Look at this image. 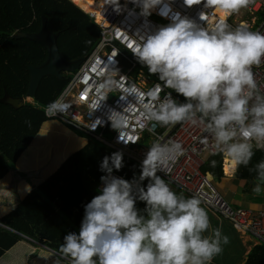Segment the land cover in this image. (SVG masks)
Masks as SVG:
<instances>
[{
    "label": "clouds",
    "instance_id": "9594fccd",
    "mask_svg": "<svg viewBox=\"0 0 264 264\" xmlns=\"http://www.w3.org/2000/svg\"><path fill=\"white\" fill-rule=\"evenodd\" d=\"M130 2L129 13L143 17L131 52L162 82L149 93L147 119L162 126L182 122L200 126L212 137L213 152L230 159L234 171L248 166L255 150L264 151V91L252 70L264 62V33L243 23L232 27L227 18L251 0H203L205 7L219 13L218 22L210 26H201L197 18L175 9V0ZM111 5L121 11L120 0H112ZM154 12L167 23L153 24L148 17ZM73 72H69L71 77ZM114 84L109 78L98 87L107 90ZM162 88L171 90L163 98L159 95ZM67 108L53 101L46 115L56 116ZM121 123L111 126L116 129ZM118 140L134 143L123 140L121 134ZM183 151L176 141L153 143L138 165L139 172L127 179L114 174L125 166L123 152L104 155L98 166L102 173L98 190L83 204L78 230L63 235L59 258L52 264L63 260L68 264H211L229 237L211 227L198 196L174 191L157 174ZM248 170L255 173L252 191L260 194L264 191V159ZM24 189L30 191V185Z\"/></svg>",
    "mask_w": 264,
    "mask_h": 264
},
{
    "label": "trees",
    "instance_id": "16d2710c",
    "mask_svg": "<svg viewBox=\"0 0 264 264\" xmlns=\"http://www.w3.org/2000/svg\"><path fill=\"white\" fill-rule=\"evenodd\" d=\"M42 17L46 18L47 29L57 33V46L67 59L88 56L99 40L98 26L71 0H0V98L4 91L12 97L24 96L29 80L28 66L44 61L46 49L41 44L13 37L17 31H38ZM70 78V73H65L64 80L50 75L42 77L35 95L26 97L21 108L14 109L0 102V180L14 168L43 123L54 119L45 115V108ZM113 151L89 136L83 147L67 156L54 172L15 202L0 217V257L23 239L18 233L58 253L63 235L78 230L83 204L96 194L102 175L98 168L101 158ZM123 158L125 166L115 173L127 179L139 172V164L124 155ZM261 159L264 151L255 150L248 166L235 169L234 178L254 180L255 173L248 169ZM221 160V153L210 155L201 171L222 174ZM244 264H264V245H253Z\"/></svg>",
    "mask_w": 264,
    "mask_h": 264
},
{
    "label": "built area",
    "instance_id": "2783aa9c",
    "mask_svg": "<svg viewBox=\"0 0 264 264\" xmlns=\"http://www.w3.org/2000/svg\"><path fill=\"white\" fill-rule=\"evenodd\" d=\"M111 4L112 0H104L103 5L96 10L85 11L80 8L98 26L100 37L54 100L67 104V110L56 116H48L45 108V115L73 126L115 151L121 150L125 157L138 164L153 143L166 145L172 141L179 142L184 151L169 159L163 166L164 170L157 174L185 196H198L202 206L218 218L219 224L226 220L240 234L251 238L254 245H264V211L232 207L212 185L208 174L201 171L206 158H200V154H214L212 137L202 127L186 122L162 126L157 121L147 119L145 105L151 100L149 93L162 82L158 81L155 74H149L131 52L137 39L135 30L142 24L143 17L129 13L128 9L133 8L130 0H120L119 12ZM173 6L183 14L197 18L201 26L214 25L219 19V13L211 7H205L203 0L191 4L175 0ZM148 19L153 24L167 23L155 12ZM227 22L232 27L243 23L253 31L264 33V0H251L247 7L229 16ZM115 68L119 71H113ZM252 70L260 90L264 91V62L253 66ZM109 78L117 84L107 90L100 89L98 86ZM129 88L134 90L126 91ZM168 91L171 90L162 88L160 97L163 98ZM178 102H182V98ZM117 121L122 123L114 129L111 123ZM120 134L123 140L134 143L125 144L118 140ZM221 154L222 160L227 158ZM99 184L100 181L97 188Z\"/></svg>",
    "mask_w": 264,
    "mask_h": 264
},
{
    "label": "crops",
    "instance_id": "0c3cea01",
    "mask_svg": "<svg viewBox=\"0 0 264 264\" xmlns=\"http://www.w3.org/2000/svg\"><path fill=\"white\" fill-rule=\"evenodd\" d=\"M46 130L49 129V126H43ZM69 133L68 131L64 132V134L68 137V138H61V144H62V148L61 150L57 153H51L50 151H43V144L46 142L45 138H41V139H36L34 138L33 142L30 143V155L31 156H25L23 157L22 154L18 157L17 161L15 162L14 168L11 169L4 177V179L0 180V189L5 187L6 184L5 182L13 176L15 173H18L19 169H23L26 172H29V176L31 180H34V183L32 184L33 186H36L37 184H39L42 180V177L36 178L35 176H38L41 172V169L43 171L47 170L48 174L50 175L52 172H54L56 170V168L59 166L58 164H60L66 157H63V153H64V149L66 144H72L73 145V149L74 148H78L80 149L81 147L84 146V144L86 143L87 139L82 138V137H77L74 136L73 134H71V136L76 137V138H69ZM75 144V145H74ZM29 147V146H28ZM27 147V148H28ZM43 151L45 154V159L47 160H51L50 164H55L57 163V160L60 158V160L58 161V164L54 167H51V170H49L45 165H40L37 166L36 163L38 161L39 163V152ZM23 157V158H22ZM209 156H206V160ZM225 160L226 158H224V163H223V175L227 176V178L231 179L230 183V187L234 188V193L236 192L237 188L240 190L241 196L239 198V200L242 202V200L247 201L249 204L251 202H257L258 199H261L263 201V203L258 201L260 208H257L258 210H252L251 208H248L252 211L255 212H260V211H264V191H262L260 194H255L252 191V188L254 186L255 180L246 182L244 180H236L234 178V170L232 169L229 174H226L224 172V164H225ZM227 160H229L227 158ZM229 164V163H227ZM222 168V166H221ZM11 172V175H8ZM115 173V172H114ZM232 173V174H231ZM17 179L15 181V188L13 187V191L16 190V196H15V201H19L21 200L29 191H25L24 186L27 184L29 185L27 182L28 180H26L25 176L24 178H21V176L16 175ZM8 185V184H7ZM3 186V187H2ZM246 186H248V189H246ZM30 186V188H32ZM14 201L12 199H10L5 206V209L3 212L0 213V217L2 215H4L7 211L8 208H10V210L13 208L14 206ZM243 203V202H242ZM209 212V211H208ZM211 214V212H209ZM210 225H212L210 223ZM218 226L221 230V232L223 231V229L225 227H227V229L232 228L233 231H235L239 236H240V240L242 241L241 244L244 245L245 244V250L243 252L242 256V260L240 263L238 264H244V260L246 258L247 253L249 252V250L252 248V246L254 245V242L251 238H249L246 235H242L240 234L238 231H236L230 224H222V222L218 223ZM212 227V226H211ZM224 235L229 236H233L231 231L226 230L224 233ZM245 236V237H244ZM23 239L17 241L11 248H9L8 250H6L3 255L0 257V264H52L54 259H58V253L52 249H50L49 247H47L46 245L39 243L37 241H34L26 236H22ZM242 237V238H241ZM234 239V238H233ZM232 239V241H234ZM238 239V238H237ZM224 249V248H223ZM228 255L227 254V249H224L221 253H219L218 255H216L215 257H213L211 263L214 264V262L220 261L225 264L226 261L224 260V256ZM219 256V257H217ZM216 258V259H215ZM216 261V262H217ZM221 262H218L219 264H222ZM227 262H228V258H227ZM62 264H68V261L66 260V262L63 260Z\"/></svg>",
    "mask_w": 264,
    "mask_h": 264
},
{
    "label": "rangeland",
    "instance_id": "374dc122",
    "mask_svg": "<svg viewBox=\"0 0 264 264\" xmlns=\"http://www.w3.org/2000/svg\"><path fill=\"white\" fill-rule=\"evenodd\" d=\"M47 125L49 126L48 130H46L43 127V126H47ZM66 131L70 132L69 138H76V137L71 136V134H73L74 136H77V137L85 138V139L89 138V136L82 134L78 130H76L70 126H67L66 124H62L55 119H49L45 123H43L39 132L36 134V136L34 138H36V139L37 138L38 139L45 138L46 139V142L43 144V149H42L43 151H50L51 153H55V152L58 153L62 148L61 138H68L64 134V132H66ZM106 137L108 139L110 138V136H108V135H106ZM33 140H32V142H33ZM30 150H31V147L29 145V147L22 153V156L23 157L31 156ZM42 150L39 152V159H38L39 163L37 161L36 165L37 166H39V164L45 165L49 170H51V167H53V165L55 167L58 164V161L60 160V158L57 160V163L51 165L50 164L51 160L49 161V160L45 159V154ZM76 150H78V148L73 149L72 144H66L65 149H64V153H63V157L69 156L71 153H73ZM206 156H207L206 153L200 154V158H202V159L206 158ZM221 161H222L221 164H223L224 159ZM228 165H230V164H228ZM232 169H233V167H231V169L229 168L228 171L230 172ZM29 174H30L29 172H26L23 169H19L18 173H15L13 178L10 177L5 182L6 186L5 187L2 186L3 188L0 189V213L4 211V209H5L4 205H6L10 199H12L14 202H16L15 201V196H16L15 191L16 190L13 191V187L15 188V186H16V184H15V181L17 180V179H15L16 175H17V177L21 176V178H24V176H25L26 180H28L27 183L32 187L34 180H31L32 178L30 179ZM222 174H221V172L214 173V174L210 173L207 176H208L209 180L211 181L212 185L216 188V190L224 198V200H226L234 208H251L252 210H258L257 208H260V206H259L260 203H258V201L260 202L261 199H258L257 202H251L250 204L247 201L242 200V202H243L242 203L239 200V198L241 196L240 190L237 188L236 192L234 193V188L229 186L230 185L229 182L231 181V179L227 178V176L222 175ZM8 175H11V172ZM48 175L49 174H48L47 170L43 171L41 169L40 174L38 176H35V177L36 178L42 177V179H45ZM4 177L2 179H4ZM172 189L178 193H182L181 191L177 190L174 187H172ZM246 189H248V186H246ZM182 194H184V193H182ZM261 202L263 203L262 200H261ZM207 212H208V210H207ZM208 216H209L210 223L212 224L211 225L212 228H217V227L219 228L218 218L216 216L210 214L209 212H208ZM223 223L229 224L226 220H222V224ZM226 230L231 231L233 236H229V242L227 244L222 245V251L224 249H227V254H228V255L224 256V260L226 261L225 264H238L242 260L241 255L243 254L246 246H245V244L244 245L241 244L242 241L240 240V236L235 231H233L232 228L227 229V227H225L222 231V234ZM232 239L234 241H232ZM217 257H219V256H217ZM227 258H228V262H227ZM64 261L66 262V260H64ZM216 261L214 262V264H219L218 262H221V260L217 261V262Z\"/></svg>",
    "mask_w": 264,
    "mask_h": 264
},
{
    "label": "water",
    "instance_id": "95a60500",
    "mask_svg": "<svg viewBox=\"0 0 264 264\" xmlns=\"http://www.w3.org/2000/svg\"><path fill=\"white\" fill-rule=\"evenodd\" d=\"M14 38H25L30 41L41 44L46 49V56L43 62L37 65L28 66V87L21 97H12L7 91H4L0 102L10 105L14 109L21 108L24 105L26 97H33L42 77L50 75L59 80L65 79V73L75 71L85 60V56L73 59H67L63 56L57 46V33L47 29L46 18H41L40 28L36 32L17 31ZM21 236H24L18 233Z\"/></svg>",
    "mask_w": 264,
    "mask_h": 264
},
{
    "label": "bare ground",
    "instance_id": "6f19581e",
    "mask_svg": "<svg viewBox=\"0 0 264 264\" xmlns=\"http://www.w3.org/2000/svg\"><path fill=\"white\" fill-rule=\"evenodd\" d=\"M74 4H76L79 8H81L82 10L85 11H90V10H96L98 9L101 5H103L104 0H71ZM227 163H229L230 165H228ZM232 164L230 159L225 160V164H224V172L226 174H229V168L231 169ZM222 169H223V164H222Z\"/></svg>",
    "mask_w": 264,
    "mask_h": 264
}]
</instances>
